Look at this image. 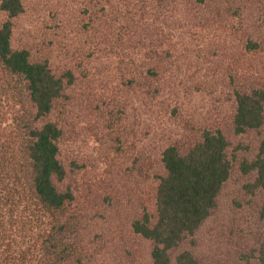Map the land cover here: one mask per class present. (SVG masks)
Instances as JSON below:
<instances>
[{
  "label": "rangeland",
  "instance_id": "374dc122",
  "mask_svg": "<svg viewBox=\"0 0 264 264\" xmlns=\"http://www.w3.org/2000/svg\"><path fill=\"white\" fill-rule=\"evenodd\" d=\"M12 48L45 58L73 81L45 118L61 129L59 189L72 194L82 264H153L132 232L154 213L158 152L218 127L231 167L214 207L168 251L199 264H257L264 192L241 163L264 155L261 125L234 133L233 90L264 89V0H21ZM9 19L0 11V23ZM0 70V138L12 137L13 103ZM10 82V81H9Z\"/></svg>",
  "mask_w": 264,
  "mask_h": 264
},
{
  "label": "trees",
  "instance_id": "16d2710c",
  "mask_svg": "<svg viewBox=\"0 0 264 264\" xmlns=\"http://www.w3.org/2000/svg\"><path fill=\"white\" fill-rule=\"evenodd\" d=\"M22 10L21 0H0V11L9 18L0 23V70L19 111L12 137L0 138V264H82L76 251L77 221L66 213L72 194L56 186L64 178L58 158L61 129L45 119L73 75L70 69L55 72L45 58L32 59L25 48L11 47L10 18ZM263 109V88L234 89V133L258 128ZM226 147L218 127H203L198 138L167 142L159 150L163 173L156 175L154 213L143 210L130 223L132 232L151 242L153 264H170L168 251L191 235L214 207L231 167ZM241 167L254 171L253 184L264 192L262 149ZM262 209L264 216V203ZM173 264L199 263L181 251ZM257 264H264V243Z\"/></svg>",
  "mask_w": 264,
  "mask_h": 264
}]
</instances>
